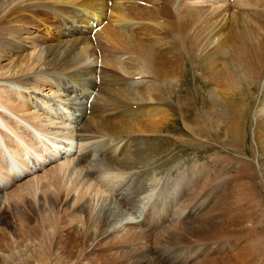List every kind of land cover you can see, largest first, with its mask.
<instances>
[{"label": "bare ground", "instance_id": "bare-ground-1", "mask_svg": "<svg viewBox=\"0 0 264 264\" xmlns=\"http://www.w3.org/2000/svg\"><path fill=\"white\" fill-rule=\"evenodd\" d=\"M34 9L49 18L54 14L60 34L50 29L56 36L52 41L46 36L51 45H39L42 53L32 55L29 64L0 75L2 192L12 180L20 181L17 186L22 189L39 177L48 197L98 216L107 228L104 235H126L150 210L148 202L137 218L122 217L134 225L129 229L114 217L120 226L109 222V211L97 208V202L107 203L106 195L90 179L95 169L87 168L94 156L92 144L108 145L106 162L118 176L148 157H158L167 144L164 140L151 139L147 152L131 146L132 140L164 134L175 119L171 109L179 113L182 129L194 137V144L214 138L228 150L247 142L252 103L261 96L257 118L264 128V0H0V25L10 28ZM89 36L127 52L118 62L121 82L129 87L117 84L120 88L107 90L113 95L104 94L100 77L104 66L90 57L89 51L95 49ZM14 43L21 48L30 44ZM54 71L59 79L47 81L45 75ZM187 82L195 89L185 88ZM68 83L77 89H68ZM113 97L127 104L128 111L106 108ZM56 106L61 107V116ZM261 138L260 132V145ZM6 168L14 179L4 173ZM37 168L45 172L32 175ZM147 186L148 182L142 184L136 197L146 195ZM132 247L142 251L145 260L151 255L144 244Z\"/></svg>", "mask_w": 264, "mask_h": 264}, {"label": "rangeland", "instance_id": "rangeland-1", "mask_svg": "<svg viewBox=\"0 0 264 264\" xmlns=\"http://www.w3.org/2000/svg\"><path fill=\"white\" fill-rule=\"evenodd\" d=\"M27 14L10 28L0 25V75L29 64L32 55L42 53L39 45H51L46 36L52 41L56 38L53 31L60 34L54 14L49 18L39 9ZM38 19L48 24L41 25ZM89 38L95 49L89 51L90 57L104 66L100 74L104 94L113 95L107 90L124 85L118 61H124L121 55L127 52L112 47L110 42ZM18 40L29 42L25 43L28 48L16 46ZM153 50L161 52L157 46ZM56 73L48 72L45 78L59 79ZM70 86L72 91L77 89L73 83H68V89ZM185 88L195 89V84L187 82ZM256 97L247 124V142L228 150L214 138L194 144V137L182 129L175 109H171L175 119L164 134L159 131L132 140L131 146L136 145L139 152L146 150L153 138L164 140L167 144L161 147L158 157H148L123 174L116 176L106 162L107 144L91 145L95 146L94 156L87 168L97 171L90 179L106 195L107 203L97 202V208L109 211V222H113L112 217L120 224L125 216L137 218L138 210L148 202L150 210H145L135 228L129 229L134 225L124 221L129 229L126 235L107 237V228L98 216H89L86 210L66 205L58 197H48L39 177L22 189L17 186L20 181H10V188L4 192L0 185V264H264V144L260 145L258 139L261 132L264 141V128L257 118L263 100ZM109 102L105 103L109 110L128 111L127 104L114 97ZM56 108L57 112L61 109ZM58 114L61 116V112ZM141 154L145 158L146 154ZM49 167L51 164L45 168ZM45 168L32 175L40 176ZM6 169L9 171L4 173L14 179L12 171ZM146 182V195L136 197ZM118 222L114 224L118 226ZM134 243L148 246L151 255L145 260L142 251L130 248Z\"/></svg>", "mask_w": 264, "mask_h": 264}]
</instances>
